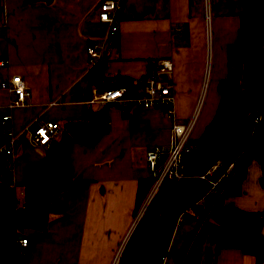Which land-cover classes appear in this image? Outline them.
I'll list each match as a JSON object with an SVG mask.
<instances>
[{"label": "crops", "instance_id": "1", "mask_svg": "<svg viewBox=\"0 0 264 264\" xmlns=\"http://www.w3.org/2000/svg\"><path fill=\"white\" fill-rule=\"evenodd\" d=\"M101 1L0 0V82L19 74L29 89L23 104L9 107L10 96L0 88V116L9 113L15 135L11 178L17 204L23 198L24 167L41 161L46 151L31 141L27 126L35 119L61 126L65 119L83 117L91 77L82 50L106 31V23L96 16ZM245 2L124 0L116 32L107 35L101 53L104 80L139 77L152 60L169 58L171 72L164 77L172 84L173 116L157 106H136L121 115L115 104L103 111L105 131L92 145L70 140V175L76 182L50 196L44 229L25 227L20 232L26 238L25 264H116L136 224L137 182L149 175L145 152L152 145H167L171 123L188 119L202 91L190 139L211 120L219 100L218 81L229 69L227 46L236 41ZM243 170L239 193L224 195L223 202L241 210L264 209L258 162L249 160ZM194 225V218L186 214L172 227L169 251L160 264H174L170 250L183 247ZM189 261L256 264L236 247L220 248L211 256L208 245L196 246Z\"/></svg>", "mask_w": 264, "mask_h": 264}, {"label": "trees", "instance_id": "2", "mask_svg": "<svg viewBox=\"0 0 264 264\" xmlns=\"http://www.w3.org/2000/svg\"><path fill=\"white\" fill-rule=\"evenodd\" d=\"M260 1L246 0L244 10L239 14L236 41L228 45L226 51L229 69L217 84L219 100L214 114L196 140H191L194 145L196 144V148L183 156L184 172L187 175L181 179L168 178L160 182L131 230L116 264L153 263L172 212L205 187L204 176L188 174L186 172L188 166L197 158L211 136L221 128L233 106L240 101L243 102V113H246L244 110L250 111V115L246 118L249 136L241 150L232 157H238L236 166L226 177L225 189L221 195L206 199L208 201L206 205L198 206L196 202L179 213L190 214L188 210L193 209L200 218L186 235L183 247L170 251L175 254L174 264H189L193 249L200 244L211 247V256L215 255L220 248L236 247L242 253L250 254L256 264L264 261V234L260 229L264 224V209L241 210L230 202L224 203L222 200L224 195L239 193L244 166L251 159L259 164L261 173L258 183L264 187V127L260 125L254 128L250 121L251 116L255 114H260L264 121V93L261 90L264 86L262 75L264 72V15L261 17L258 15L256 19L252 77L254 86L249 94L250 97L247 96L252 42L251 20L253 11ZM111 105L115 104L112 102L97 106L87 104L83 117L63 120L58 129L59 133L49 140L44 158L27 164L23 169L21 207L17 206L13 187L0 179V264H25L23 248L18 244L20 232L25 227L44 229L48 218L50 196L71 188L76 182L70 175L68 142L72 140L84 145H92L105 131L102 114ZM151 183L152 178L149 175L139 178L135 206L150 189ZM205 192L198 199L203 197ZM175 222L176 218L173 226ZM169 236L170 234L160 251L158 264L161 263V257L169 251L167 249Z\"/></svg>", "mask_w": 264, "mask_h": 264}, {"label": "built area", "instance_id": "3", "mask_svg": "<svg viewBox=\"0 0 264 264\" xmlns=\"http://www.w3.org/2000/svg\"><path fill=\"white\" fill-rule=\"evenodd\" d=\"M123 3L124 0H102L98 5L96 11L97 19L105 22L107 28L104 35L99 39L90 40L82 50L91 77L87 103L90 105H101L112 102L118 105L121 115L126 114L132 107L150 108L151 106H157L162 108L165 114L172 117V84L168 78L164 77V74L171 72V61L169 58L164 57L152 60L150 69L139 77L122 78L120 81L112 83L104 80L99 66L102 59L101 53L107 35H112L116 32V21ZM0 63H2L1 60ZM262 75L264 76V72ZM0 88L5 89L10 96L7 101L9 107L23 104V99L29 94V89L19 74H12L3 79L0 82ZM261 90L264 93V86L261 87ZM261 117L260 114L251 116V126H254V128L260 125L264 127V121ZM9 121V113L0 116V129H2L0 133V179L13 186L11 160L16 148L15 135L10 129ZM193 121L194 115L192 112L186 121L181 123L172 122L169 127L167 145L165 147L152 145L145 152L146 168L152 178L148 197L154 193L163 179L177 180L187 175L184 172L183 156L194 148V143L190 139ZM26 129L30 133L31 141L45 148H47L49 140L59 133L58 123L52 120L41 121L35 119ZM22 204L21 202L17 206L21 207ZM191 216L196 220L199 219L197 212ZM183 220L184 217L178 214L175 225L180 224ZM25 242V237L18 239L20 246L24 245Z\"/></svg>", "mask_w": 264, "mask_h": 264}, {"label": "water", "instance_id": "4", "mask_svg": "<svg viewBox=\"0 0 264 264\" xmlns=\"http://www.w3.org/2000/svg\"><path fill=\"white\" fill-rule=\"evenodd\" d=\"M45 2H50L51 0H42ZM264 5V0H261L256 8L253 11L252 16V42L250 47V70L248 76V89L247 96L251 93L254 86L253 81V71H254V56H255V46H256V19L262 10ZM243 102H237L233 108L230 110L228 117L225 122L221 125V128L217 130L211 138L207 141L208 143L204 146V148L198 153L197 158L188 166L186 172L190 175L201 176L208 172V170L212 167L214 162L216 161H224L223 166H226L227 163L231 160V158L241 150L243 145L245 144L248 136H249V128L246 125L247 114L243 113ZM208 189L206 185L201 191L198 192L197 195L186 201V203L180 208L176 209L171 214V219L167 229L165 230L164 235L162 236L156 256L153 260L152 264H158V259L160 257V251L162 246L170 234V231L173 226L174 219L176 216L184 211V209L188 208L192 204L196 203L198 198L203 194L204 191Z\"/></svg>", "mask_w": 264, "mask_h": 264}, {"label": "rangeland", "instance_id": "5", "mask_svg": "<svg viewBox=\"0 0 264 264\" xmlns=\"http://www.w3.org/2000/svg\"><path fill=\"white\" fill-rule=\"evenodd\" d=\"M262 15H264V6L262 8V10L260 11L259 13V16L261 17ZM264 36V35H263ZM163 77V76H162ZM203 93V91L201 92V94ZM198 97V101L196 103V106H195V110L193 111V115H194V120L196 119V116L198 115V111L200 109V103H202L203 101V94ZM202 100V101H201ZM246 111L245 114H249L250 115V111L249 110H244ZM195 113V114H194ZM262 118V117H261ZM263 119V118H262ZM195 132V133H194ZM196 127L195 129H193V134H196ZM201 134V133H200ZM199 134V135H200ZM198 135V136H199ZM197 136V137H198ZM196 137V138H197ZM193 139V140H196ZM194 148H196V144L194 145ZM193 148V149H194ZM236 160H238V157H235V158H232L226 166H223V162L224 161H216L214 162V164L212 165V167L208 170V172L203 175L204 178H205V186L207 185L208 186V189L206 190L205 194L203 195V197H201L200 199L197 200V203H198V206L199 205H206L208 204V201L209 198L212 199L213 197H217L218 195H221L222 192L224 191L225 189V179L226 177L230 174L229 172H231V170H233L236 166ZM150 192V189L147 191V193L145 194V196L139 200V202L137 203V205L135 206V211H134V215H135V218H136V223L137 221L139 220V216L140 214L143 212L144 208L146 207V205L148 204V200H149V197H148V193ZM214 194V195H213ZM213 196V197H212ZM207 199V200H206ZM190 211V216L195 213L196 211L193 210V209H190L188 210ZM182 217H185V215H181ZM200 218V216H199ZM195 220V223H196V219ZM198 220V219H197ZM261 232L264 234V224L261 225ZM201 245H204L205 244H200L198 247H200ZM211 248V247H210Z\"/></svg>", "mask_w": 264, "mask_h": 264}]
</instances>
